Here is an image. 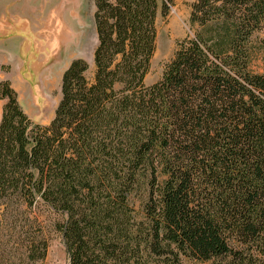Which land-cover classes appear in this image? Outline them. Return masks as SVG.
<instances>
[{
    "label": "trees",
    "instance_id": "trees-1",
    "mask_svg": "<svg viewBox=\"0 0 264 264\" xmlns=\"http://www.w3.org/2000/svg\"><path fill=\"white\" fill-rule=\"evenodd\" d=\"M94 8L93 78L71 61L48 125L0 81V222L50 210L68 264H264V0H194L150 86L157 1ZM37 233L0 264H42Z\"/></svg>",
    "mask_w": 264,
    "mask_h": 264
},
{
    "label": "rangeland",
    "instance_id": "rangeland-1",
    "mask_svg": "<svg viewBox=\"0 0 264 264\" xmlns=\"http://www.w3.org/2000/svg\"><path fill=\"white\" fill-rule=\"evenodd\" d=\"M14 1L15 5H10V10L15 9L13 12L16 18L32 17V13H29L31 6H28L24 11L21 8V0ZM156 1L158 6L155 21L156 50L144 79L146 86L160 80L164 67L173 57L177 43L186 37L194 36V31L189 26V15L194 0ZM87 5L90 7L88 8ZM2 7L4 8V5ZM93 7L94 0H90L89 4L86 2V13H84L82 21L32 22L30 26L34 24L35 28L33 34L32 28L26 27L25 35L26 37L34 36V46L31 47L28 43V46L20 53L21 60L24 61L23 67L19 71L22 80L20 84L16 83L13 89L17 93L22 111L33 123L45 126L53 118L61 97V76L72 60H84L88 67L85 77L88 81L92 80L94 73L93 52L97 45L93 23L95 8L90 15V8ZM56 34L61 37H59V46L62 43L58 50L55 46L58 41ZM263 39L264 33H257L251 38V46L256 52L251 69L260 74H264V54H262L264 45L260 43ZM13 73L17 74L18 72L13 70ZM133 204L138 210L136 199H133ZM59 219L58 215L41 207L24 214H13L5 223L1 221L0 235H2L3 247L0 250V260L4 262L9 258L7 249L13 244L14 239H17V236L21 235L22 237L25 232L38 231L37 234L45 238L48 244L46 257L42 264H68L61 237L53 229V224Z\"/></svg>",
    "mask_w": 264,
    "mask_h": 264
},
{
    "label": "crops",
    "instance_id": "crops-1",
    "mask_svg": "<svg viewBox=\"0 0 264 264\" xmlns=\"http://www.w3.org/2000/svg\"><path fill=\"white\" fill-rule=\"evenodd\" d=\"M86 2L89 4L90 0H25V2L21 0V8H23L24 11L27 10L28 6H31V8H29V13H32V17L24 19L14 16L13 11H15V9L10 10V5H15L14 0H0V81H9L13 88L16 83L20 84L22 80L19 71L23 67L24 61L21 60L20 53L22 50L24 51L28 43L29 46H34V36L26 37L25 35L24 31L26 27H31L33 34L35 28L34 24L30 26L32 22L36 23L37 21H43L50 23L82 21L83 15L86 13ZM2 5H4V8ZM87 7L89 8L90 5H87ZM93 9L94 7L92 9L90 8V15ZM57 36L56 34L58 41L55 46L58 50L62 43L59 46L60 35ZM47 43H50V41H47ZM13 70H16L18 73L14 74ZM2 106L3 102L0 101V116Z\"/></svg>",
    "mask_w": 264,
    "mask_h": 264
}]
</instances>
